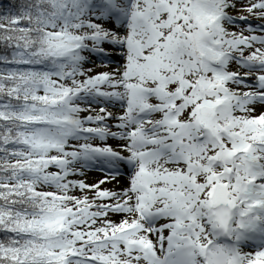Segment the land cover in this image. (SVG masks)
Wrapping results in <instances>:
<instances>
[{
	"label": "snow or ice",
	"instance_id": "1",
	"mask_svg": "<svg viewBox=\"0 0 264 264\" xmlns=\"http://www.w3.org/2000/svg\"><path fill=\"white\" fill-rule=\"evenodd\" d=\"M0 264H264V0H0Z\"/></svg>",
	"mask_w": 264,
	"mask_h": 264
},
{
	"label": "rangeland",
	"instance_id": "2",
	"mask_svg": "<svg viewBox=\"0 0 264 264\" xmlns=\"http://www.w3.org/2000/svg\"><path fill=\"white\" fill-rule=\"evenodd\" d=\"M92 175H93V176H96V175H99V174H98V173H93Z\"/></svg>",
	"mask_w": 264,
	"mask_h": 264
}]
</instances>
